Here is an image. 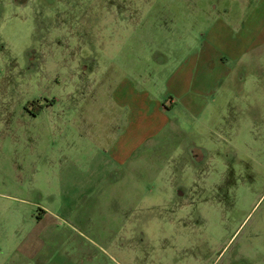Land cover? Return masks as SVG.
<instances>
[{
  "label": "rangeland",
  "instance_id": "1",
  "mask_svg": "<svg viewBox=\"0 0 264 264\" xmlns=\"http://www.w3.org/2000/svg\"><path fill=\"white\" fill-rule=\"evenodd\" d=\"M260 2L0 0V264H264Z\"/></svg>",
  "mask_w": 264,
  "mask_h": 264
},
{
  "label": "crops",
  "instance_id": "2",
  "mask_svg": "<svg viewBox=\"0 0 264 264\" xmlns=\"http://www.w3.org/2000/svg\"><path fill=\"white\" fill-rule=\"evenodd\" d=\"M260 4L261 8H263L264 2H260ZM244 5L246 6L247 4L244 3ZM253 25L254 22L252 17V19H247L248 28L245 27L243 33L242 30L239 32V30H233L231 27L230 30L228 29L229 34L225 36L232 37L230 51L232 56L236 59H241L244 57L255 58L260 56V54L255 55V51L262 53L264 52L262 51V48H264V33L259 31V28L255 29ZM220 34L222 35L221 32ZM253 39H258L259 41L256 44H253ZM246 70L247 67L240 69L238 74L240 75V81L245 79L244 75ZM127 94L119 98L118 103L122 109H128L129 114H127V119L131 123V126L137 124L138 131L134 132L132 135V138L130 139V149H125L123 152L124 157L121 158V161L127 160L129 155L133 153L134 149L143 144L145 140L151 139L167 123V118L165 116L166 109L161 105V102L159 103L158 101L150 100L146 93L138 94L136 92L130 91L127 92ZM204 96L205 95H203V97ZM155 120L161 121L155 124ZM145 125L149 129H147V131L141 130L140 128Z\"/></svg>",
  "mask_w": 264,
  "mask_h": 264
}]
</instances>
